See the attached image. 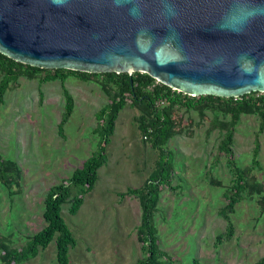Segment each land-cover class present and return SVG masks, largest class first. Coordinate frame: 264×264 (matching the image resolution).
Instances as JSON below:
<instances>
[{
    "label": "rangeland",
    "instance_id": "obj_1",
    "mask_svg": "<svg viewBox=\"0 0 264 264\" xmlns=\"http://www.w3.org/2000/svg\"><path fill=\"white\" fill-rule=\"evenodd\" d=\"M44 75L33 80L20 77L0 105V151L22 170L12 185L13 196L0 181V235L11 236L17 248L46 225L48 190L70 178L97 148L96 115L111 102L96 79L70 76L65 86L75 109L61 133L67 102L63 81H41ZM140 113L130 101L120 111L106 147L108 161L99 170L95 188L77 214L70 213V204L63 207V217L77 238L71 264H138L146 256L138 239L141 202L127 193L140 187L157 167L159 150L141 132ZM216 116L230 120L211 111L204 120L195 110L174 111L178 134L165 146L174 160V188L164 187L154 218L159 247L165 252L163 264H256L264 257V213L258 197L248 196L238 204L231 214L233 236L218 239L227 231L221 209L228 202L224 192L232 175L227 156L219 149L221 132L211 127ZM257 144L261 166L254 173L264 182V126L259 115H242L233 145L240 166L251 165ZM213 178L225 186L213 185ZM19 264H57L55 240Z\"/></svg>",
    "mask_w": 264,
    "mask_h": 264
},
{
    "label": "water",
    "instance_id": "obj_2",
    "mask_svg": "<svg viewBox=\"0 0 264 264\" xmlns=\"http://www.w3.org/2000/svg\"><path fill=\"white\" fill-rule=\"evenodd\" d=\"M0 52L46 69L144 72L190 96L264 93V0H0Z\"/></svg>",
    "mask_w": 264,
    "mask_h": 264
},
{
    "label": "trees",
    "instance_id": "obj_3",
    "mask_svg": "<svg viewBox=\"0 0 264 264\" xmlns=\"http://www.w3.org/2000/svg\"><path fill=\"white\" fill-rule=\"evenodd\" d=\"M45 73L41 81L61 79L66 95V108L60 123V132H64L65 125L70 120L75 109V100L65 86L70 76L85 81L96 79L101 83L105 92L110 94L111 102L97 112L98 124L95 133L98 135L97 148L78 167L70 178L53 185L45 197L44 220L46 225L33 234L22 248L13 246L11 236L0 235V256L2 264H19L37 256L41 249H46L55 240L57 248V264H71L70 251L77 245L71 227L63 217V207L70 204L71 214H77L86 198L99 179V170L107 164V144L114 134L119 113L129 103L140 110L137 117L139 128L144 137L152 142L159 150L157 167L138 188H131L127 194L140 199L143 209L142 221L138 228V239L142 243V250L146 254L138 264H163L161 256H165L159 247L158 229L154 218L159 209L161 192L164 187L174 188L175 177L174 160L166 151L168 141L178 134L177 123L173 119L176 107H185L199 113L201 120L208 111L219 113L230 120L216 116L211 123L212 129H219L222 135L219 149L227 156V165L232 175L231 183L227 186L220 179H212V184L225 186L224 195L227 204L221 209V214L228 220L227 231L218 239L231 238L234 234V223L231 219L239 203L246 197L256 198L261 212L264 213V182L259 180L254 171L261 166L258 158L260 144H257L252 163L242 167L235 158L233 145L235 142L236 125L242 115H259L264 126V93L252 92L244 96L227 98L215 95L190 96L158 81L148 73L127 72L117 73H87L68 69H46L16 61L0 52V105L5 103L6 93L18 82L20 77L30 80ZM263 128V127H262ZM22 177V170L18 163L6 158L0 151V181L8 188L13 196L14 182ZM256 264H264L262 257Z\"/></svg>",
    "mask_w": 264,
    "mask_h": 264
},
{
    "label": "built area",
    "instance_id": "obj_4",
    "mask_svg": "<svg viewBox=\"0 0 264 264\" xmlns=\"http://www.w3.org/2000/svg\"><path fill=\"white\" fill-rule=\"evenodd\" d=\"M147 138V136H145Z\"/></svg>",
    "mask_w": 264,
    "mask_h": 264
},
{
    "label": "crops",
    "instance_id": "obj_5",
    "mask_svg": "<svg viewBox=\"0 0 264 264\" xmlns=\"http://www.w3.org/2000/svg\"><path fill=\"white\" fill-rule=\"evenodd\" d=\"M68 79V78H67Z\"/></svg>",
    "mask_w": 264,
    "mask_h": 264
}]
</instances>
